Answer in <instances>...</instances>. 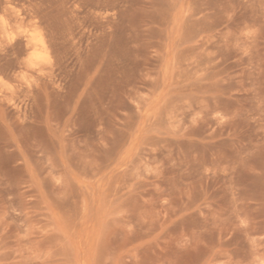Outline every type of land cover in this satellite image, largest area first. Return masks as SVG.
<instances>
[{
	"label": "rangeland",
	"instance_id": "rangeland-1",
	"mask_svg": "<svg viewBox=\"0 0 264 264\" xmlns=\"http://www.w3.org/2000/svg\"><path fill=\"white\" fill-rule=\"evenodd\" d=\"M0 264H264V0H0Z\"/></svg>",
	"mask_w": 264,
	"mask_h": 264
},
{
	"label": "bare ground",
	"instance_id": "bare-ground-1",
	"mask_svg": "<svg viewBox=\"0 0 264 264\" xmlns=\"http://www.w3.org/2000/svg\"><path fill=\"white\" fill-rule=\"evenodd\" d=\"M32 37H34V41H35V36H32ZM32 37H31V38H32ZM29 38H30V37H29ZM29 38H28V39H29ZM31 38H30V40H31ZM36 38H37V37H36ZM30 40H29L28 42H30ZM38 40H39V38H38ZM32 41H33V40H32ZM28 42H27V43H28ZM33 44H35V43H33ZM33 44H32V45L30 44V45L32 46V48L34 47ZM26 45H27V44H26ZM30 45H29V46H30ZM34 54H35V53H34ZM37 54H38V53H37ZM37 54H35V55H37Z\"/></svg>",
	"mask_w": 264,
	"mask_h": 264
}]
</instances>
